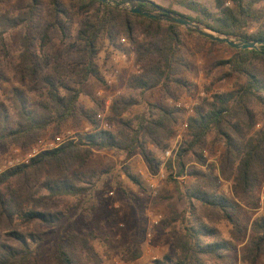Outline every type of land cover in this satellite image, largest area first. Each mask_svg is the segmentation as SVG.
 <instances>
[{
	"label": "trees",
	"instance_id": "trees-1",
	"mask_svg": "<svg viewBox=\"0 0 264 264\" xmlns=\"http://www.w3.org/2000/svg\"><path fill=\"white\" fill-rule=\"evenodd\" d=\"M262 1L216 0V11L212 12L195 0H178L189 14L162 8L151 0H138L137 7L156 15L168 10L236 41L256 42L264 41V26L260 27L264 10L257 8ZM6 3L0 0V5ZM253 25L260 26L253 31ZM180 28L99 0H67L66 4L49 0L47 8L40 0H29L24 13H0V85L10 82L6 71L11 69L16 84L44 99L38 103L43 113L32 116L26 111L23 92L15 88L23 122L9 132L2 128L0 143L11 141L12 145L29 147L51 127L59 132L69 122L96 124L103 104L86 111L79 99L82 87L91 78L106 84L98 65L101 42H108L117 52L128 46L134 51L139 72L129 77L130 90L144 95L159 89L163 99L171 101L191 93L195 87L186 78L191 67ZM18 29L25 32L14 62L6 37ZM186 33L212 47L232 50V57L215 62L211 72L227 69L217 81L239 76L244 82L233 91L212 94L194 108L187 140L177 158L178 177L185 176L186 167L193 162L205 164L204 154L210 138H214L212 144L223 147L219 176L232 183L233 199L221 194L214 166L206 170L191 166L195 182L182 194L186 208L173 218L179 224H173L171 232L176 257L167 256L154 264H260L264 260V216L254 220L248 230L239 214L244 208L257 211L264 189V46L236 50ZM121 39L126 40V46ZM138 104L130 96H120L113 102L109 120L119 126L118 133L97 131L79 144L41 153L29 164L0 174V264H101L95 261L98 257L92 245L93 234L70 233L66 247L59 246L46 255L40 249L37 232L40 225L56 226L64 221L65 197L86 191L74 183L80 180L75 168L85 167L94 150H115L127 157L141 151L155 172L156 155L148 145L164 152L181 116L177 108L159 102L149 104L136 123L127 121L124 116ZM0 109L1 122L5 123L8 112L1 96ZM128 177L141 186L138 179ZM222 223L230 227L229 241L219 239ZM239 247L243 249L241 256ZM140 257L137 252L131 260Z\"/></svg>",
	"mask_w": 264,
	"mask_h": 264
},
{
	"label": "rangeland",
	"instance_id": "rangeland-1",
	"mask_svg": "<svg viewBox=\"0 0 264 264\" xmlns=\"http://www.w3.org/2000/svg\"><path fill=\"white\" fill-rule=\"evenodd\" d=\"M40 1L43 7L47 8L49 0ZM60 1L63 4L67 3V0ZM151 1H154L162 8L189 14L186 9L179 5L178 0ZM195 1L205 5L212 12L216 11V0ZM28 3L29 0H7L6 5H0V13H7L9 16L19 15L21 12H25ZM228 3H226V6H229L227 5ZM257 8L264 10V1L259 3ZM260 25V27L264 26V18ZM259 26L253 25L251 30L254 31ZM180 31L183 34L185 42L184 53L191 67L186 78L195 87L191 93H184L179 100L171 101L163 99V95L159 89H155L144 95L130 90L128 88L129 77L139 72L135 66L134 51L128 46L125 48V51L117 52L115 49L110 48L108 42H101L98 56L101 74L106 81V77L110 76L114 69L119 70L118 81L111 88L107 83L102 85L96 79L91 78L81 89L82 94L79 99V105L84 110L91 111L96 108V104H103L108 98H112L113 104L120 96H130L137 99L139 104L128 112L124 118L129 122L136 123L137 119L148 111V105L151 103L164 102L176 108L178 102L189 101L190 103H196V106H198L205 98H209L212 94L233 91L239 84L244 82V78L239 76L217 81L225 76L228 71L227 69H216L211 72V68L215 62L232 57L234 54L232 50L226 46L212 47L204 40L189 36L186 33L188 30L184 27H181ZM24 32L25 29H18L7 34L6 38L12 54L10 58L12 61L18 57V50L21 48ZM123 46H126V44ZM131 54L134 55L133 62ZM116 59L117 62L115 61ZM6 72L10 77V82L0 85V96L8 112V121L5 123L1 122L2 110L0 109V132H3L1 129L5 127L7 128L6 132L12 131L16 129L18 123L23 122L20 117V110L17 108V106L19 107V102L14 95L15 88H19L18 90L23 92L22 95L26 100L27 112L31 113L32 116L43 113V109L38 106V103L44 99L42 100L40 95L30 88L20 87L16 84L12 79L13 72L11 69ZM100 90H103L105 93L102 95L104 99H101L97 95ZM117 91H122V95L113 97ZM100 111L101 114H105V105L101 107ZM111 116V112H109L105 118V123L107 122L110 126L107 131L118 133L120 128L115 122L109 120ZM181 121L182 119L175 128V135L176 130H180ZM101 126L102 122L99 119H96V124L82 121L80 124L75 125L74 122H69L59 132H56L54 127L47 129L39 140L32 143L29 147L12 145L11 141L0 143V174L13 169L9 168L10 161L13 159L20 160L27 156L30 149L37 145L40 140H51L56 136L63 135L67 131H74L83 138L100 131ZM175 135L172 138L174 140L176 139ZM187 136L186 134L179 152L185 144ZM172 139L169 141V147H172L174 144ZM213 139L210 138L211 144L204 154L205 164L201 165L193 162L186 167L185 176H187V179L185 183H179L177 180L178 152L176 160L168 162L164 167L162 171L163 177L157 179V193H153L148 188L146 174L151 173L156 175L161 172L159 171L160 160L164 152L154 151L148 145V150L155 152L156 155V169L153 172L141 151H136L131 157H127L126 154L115 150H94L92 157L89 158L85 167L81 169L75 168V172L79 174L80 180H75L74 183L78 188H83L86 191L77 196L65 197L62 211L66 215V219L59 225L39 226L37 233L40 239V249L48 255L59 246L66 247V237L68 234L78 233L82 235L93 234L92 245L98 257L95 261H100L101 264H154L155 261L162 260L167 256L175 258L176 252L171 232L173 224L176 226H179V224L177 225L173 218L176 213H180L186 208V202L182 194L191 189L195 182V178L190 175L192 171L190 168H192L191 166H195L199 170H206L207 167L220 165L221 162L223 147L219 144L213 145ZM215 174L217 175L216 172ZM129 175L138 179L141 182V186L135 185L128 177ZM231 189L232 183L230 181L224 180V183H220L221 194L229 199H233ZM42 193L46 194L47 192L43 191ZM263 216L264 189L261 192L259 209L250 212L244 208L239 214V218L244 228L250 230L253 221ZM154 221H158L159 224L155 226L153 224ZM218 229L219 239L229 241L230 227L222 223ZM22 231H25V229ZM209 241L211 240H206V242ZM137 252L141 253V257L132 261L131 259ZM242 252V247H239L240 256ZM83 258L87 259L85 254ZM79 262L81 263V261ZM260 264H264V260Z\"/></svg>",
	"mask_w": 264,
	"mask_h": 264
},
{
	"label": "built area",
	"instance_id": "built-area-1",
	"mask_svg": "<svg viewBox=\"0 0 264 264\" xmlns=\"http://www.w3.org/2000/svg\"><path fill=\"white\" fill-rule=\"evenodd\" d=\"M227 5H230L229 3ZM120 43L125 45L126 44V40L125 39H121ZM119 74V72L116 70L114 72V77H116ZM115 83V81L113 80H109L107 82L108 86H111ZM102 93V92H101ZM101 93L98 94L99 97H102ZM111 105L112 102H106L105 103V114H100L98 116V119L100 122H102V126H101V130L103 131H107L109 129V124L106 122L105 123V118L107 113L111 112ZM196 106V103H190L189 101H185V102H178L176 104V108L179 110V112L183 115V119L181 121V125H180V130H182L180 132V130H176V135H175V140L172 139V141L174 142L172 147H168L164 153L161 156V164H160V170L161 172H159L156 175H149L148 178H146V184L148 186V188L153 192V193H157L158 191V184H157V179L163 177L162 175V171L164 169V167L166 166V164L170 161H175L177 154L179 152V149L181 147V144L183 143L184 138L186 137V134H188V130H189V119L190 117H192L194 115V108ZM100 130V131H101ZM184 132V133H183ZM183 133V134H182ZM185 134V136H184ZM84 138V137H83ZM81 136L74 132V131H67L66 133H64L61 136H56L51 140H40L37 145L33 146L29 153L27 154V156H25L22 159H13L10 161V166L9 168H16L18 166H22V165H27L31 162L32 159H34L36 156H38L41 153L44 152H50V151H54L58 148H61L67 144H79L80 141H82ZM16 153H18V151H16ZM206 157V156H205ZM219 170V168H217V171ZM187 179V176H183V177H178L177 180L179 181V183H185V180ZM153 224L156 226L159 224L158 221H154ZM149 236H151L149 234Z\"/></svg>",
	"mask_w": 264,
	"mask_h": 264
},
{
	"label": "water",
	"instance_id": "water-1",
	"mask_svg": "<svg viewBox=\"0 0 264 264\" xmlns=\"http://www.w3.org/2000/svg\"><path fill=\"white\" fill-rule=\"evenodd\" d=\"M102 4L108 6H118L122 9H126L134 14L143 15L148 18H152L161 22H166L174 25L184 27L189 32L198 34L206 39L214 42L225 44L236 50H246V49H258L259 46H264V41L256 42H239L226 35L219 34L207 28H203L200 25L193 23L191 21L185 20L168 10H161L159 15L152 14L148 11L142 10L137 7L138 0H99Z\"/></svg>",
	"mask_w": 264,
	"mask_h": 264
},
{
	"label": "crops",
	"instance_id": "crops-1",
	"mask_svg": "<svg viewBox=\"0 0 264 264\" xmlns=\"http://www.w3.org/2000/svg\"><path fill=\"white\" fill-rule=\"evenodd\" d=\"M131 56V60H132V62L134 61V55L133 54H131L130 55ZM116 62H117V59L115 60ZM116 71V69H114L113 70V72L111 73V75L110 76H108V77H106V83L109 81V80H113V81H115V83L114 84H116L117 83V81H118V78H119V76L117 75L116 77H114V72ZM118 72H119V70H117ZM113 84V85H114ZM113 85H111V86H109V87H113ZM102 92V93H101ZM99 93H101V95H104L105 93H104V91L103 90H100L99 92H98V94ZM97 94V95H98ZM119 95H122V91H117L115 94H114V96L113 97H116V96H119ZM101 99H104V96H102V97H100ZM106 102H109V103H111L112 102V98H108V99H106L104 102H103V105H105V103ZM180 120L181 119H183V115L180 113ZM150 147H152L153 148V146H150ZM214 168H215V172L217 173V176H219V170L217 171V168H219V165H215L214 166ZM149 175H151V173H148V174H146V178H148V176ZM153 175V174H152ZM219 179H220V183H224V180L222 179V178H220V176H219ZM231 194H232V191H231ZM226 197V196H225ZM226 198H228V197H226ZM229 199V198H228Z\"/></svg>",
	"mask_w": 264,
	"mask_h": 264
}]
</instances>
